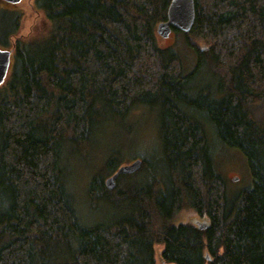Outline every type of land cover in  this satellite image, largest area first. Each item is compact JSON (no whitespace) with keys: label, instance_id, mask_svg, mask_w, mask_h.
<instances>
[{"label":"trees","instance_id":"obj_1","mask_svg":"<svg viewBox=\"0 0 264 264\" xmlns=\"http://www.w3.org/2000/svg\"><path fill=\"white\" fill-rule=\"evenodd\" d=\"M169 2L34 0L48 29L30 40L15 35L19 12L0 8V47L12 50L0 84V264H264V0H194L186 73L157 43ZM205 73L211 83L198 85ZM146 107L163 170L135 157L109 189L127 159H107L83 192L108 216L85 222L69 155ZM200 117L245 153L249 188L226 195ZM184 207L203 221L175 222Z\"/></svg>","mask_w":264,"mask_h":264},{"label":"rangeland","instance_id":"obj_2","mask_svg":"<svg viewBox=\"0 0 264 264\" xmlns=\"http://www.w3.org/2000/svg\"><path fill=\"white\" fill-rule=\"evenodd\" d=\"M0 8L19 12L18 30L15 34L17 37L22 36L25 40L40 38L48 29V22L44 13L35 6L34 0H21L14 5L0 0ZM190 40L197 43L199 48L205 46L197 36H190ZM157 43L160 47H171L178 54L183 72H189L193 68L195 51L185 41L182 30H173L167 37L157 34ZM9 71L10 67L8 73ZM197 83L198 85H207L211 83V80L205 73V75L199 77ZM156 112V109L147 107L139 109L131 119L132 123H129L128 127H106L91 151L86 150L83 151L82 155L72 157L69 155L72 163V174H70L72 189L76 193V197H79L85 222L93 223L97 219L108 216L105 211V202L102 201L96 210H92L87 205L83 192L89 175L100 168L104 161L112 157H122L129 162L135 157L142 159L145 157L152 167L163 170L161 166L162 151L158 135V115ZM259 115L264 121V104H262ZM200 118L202 119V117ZM202 121H204V127L207 129L208 139L214 145V169L224 179L226 195L232 197L249 188L252 185V176L245 153L235 147L223 144L221 146L215 134V126L208 120L202 119ZM113 154H116V156ZM161 172L163 174V171ZM158 174L162 176L160 172ZM100 205L102 206L101 212L99 211ZM174 221L197 223L203 221V217L196 214L192 209L184 207L175 215ZM157 248H160V246Z\"/></svg>","mask_w":264,"mask_h":264},{"label":"water","instance_id":"obj_3","mask_svg":"<svg viewBox=\"0 0 264 264\" xmlns=\"http://www.w3.org/2000/svg\"><path fill=\"white\" fill-rule=\"evenodd\" d=\"M16 4L21 0H4ZM195 16L194 0H170L166 20L161 21L156 26V33L162 37H167L172 28L189 31L193 25ZM12 50L0 47V84H2L8 74L11 62ZM140 164V159H135L130 163L121 164L117 170L105 178L106 186L112 189L115 185V178L119 173L132 172ZM204 227V225H200Z\"/></svg>","mask_w":264,"mask_h":264}]
</instances>
